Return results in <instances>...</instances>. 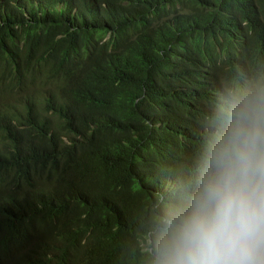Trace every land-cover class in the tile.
Returning <instances> with one entry per match:
<instances>
[{
  "label": "trees",
  "instance_id": "16d2710c",
  "mask_svg": "<svg viewBox=\"0 0 264 264\" xmlns=\"http://www.w3.org/2000/svg\"><path fill=\"white\" fill-rule=\"evenodd\" d=\"M258 89L264 0H0V264H154Z\"/></svg>",
  "mask_w": 264,
  "mask_h": 264
},
{
  "label": "clouds",
  "instance_id": "9594fccd",
  "mask_svg": "<svg viewBox=\"0 0 264 264\" xmlns=\"http://www.w3.org/2000/svg\"><path fill=\"white\" fill-rule=\"evenodd\" d=\"M162 224L154 264H264V89L222 107L187 206Z\"/></svg>",
  "mask_w": 264,
  "mask_h": 264
}]
</instances>
